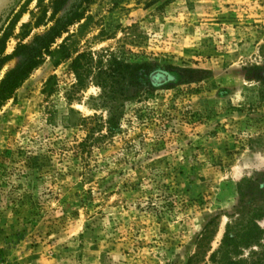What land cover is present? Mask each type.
I'll return each instance as SVG.
<instances>
[{
	"label": "rangeland",
	"instance_id": "rangeland-1",
	"mask_svg": "<svg viewBox=\"0 0 264 264\" xmlns=\"http://www.w3.org/2000/svg\"><path fill=\"white\" fill-rule=\"evenodd\" d=\"M82 10L58 46L66 40L73 58L107 50L168 80L129 89L112 131L108 111L91 106L96 87L67 100L71 60L47 58L4 103L0 264L250 263L264 248L219 252L241 218L239 185L264 192V0H90Z\"/></svg>",
	"mask_w": 264,
	"mask_h": 264
},
{
	"label": "trees",
	"instance_id": "trees-1",
	"mask_svg": "<svg viewBox=\"0 0 264 264\" xmlns=\"http://www.w3.org/2000/svg\"><path fill=\"white\" fill-rule=\"evenodd\" d=\"M34 0H11L0 14V74L3 68L12 60L19 59V64L0 79V108L12 99L16 90L43 65L47 58L56 57L62 61L71 60L70 73L75 85L67 93V100H78L77 95L89 86L99 90L96 98H91L93 109L108 111L107 125L110 131L115 126V109L126 99L127 91L134 89L137 94L143 91L142 85H162L168 77L160 69L149 65H130L122 57L104 50L95 53H81L74 58L67 52L66 40L57 45L68 33L69 29L83 18V6L90 0H77L63 15L69 0H38L36 10L29 12V6ZM29 15V21L21 24L20 31L15 32L22 18ZM17 42L14 51L7 54L8 44ZM152 67V68H151ZM55 80H50L44 93L49 97L54 88ZM76 98V99H74ZM85 124V120L82 121ZM255 180L245 179L238 187L240 220L229 228L224 236L221 255H229L227 251L235 252L240 245L264 248V230L257 226L264 218V192L252 189ZM256 189V188H255ZM263 189V188H261ZM257 196H261L257 198ZM264 250V249H263ZM255 256V255H254ZM251 258L250 263L230 264H264V252L257 258ZM228 259L223 264H228Z\"/></svg>",
	"mask_w": 264,
	"mask_h": 264
},
{
	"label": "bare ground",
	"instance_id": "bare-ground-1",
	"mask_svg": "<svg viewBox=\"0 0 264 264\" xmlns=\"http://www.w3.org/2000/svg\"><path fill=\"white\" fill-rule=\"evenodd\" d=\"M4 1H6V0H0V4H2Z\"/></svg>",
	"mask_w": 264,
	"mask_h": 264
}]
</instances>
